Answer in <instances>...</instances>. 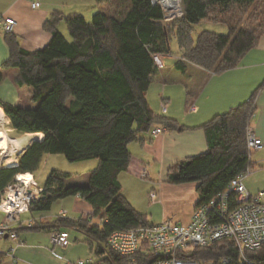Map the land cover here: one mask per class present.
Segmentation results:
<instances>
[{
  "label": "trees",
  "instance_id": "trees-1",
  "mask_svg": "<svg viewBox=\"0 0 264 264\" xmlns=\"http://www.w3.org/2000/svg\"><path fill=\"white\" fill-rule=\"evenodd\" d=\"M96 1L101 4L113 0ZM182 3L184 15L172 20H165L162 8L152 0H120L119 15L98 11L91 21L80 13H70L63 18L68 36L59 30L60 13L53 12L44 23L51 39L34 51L23 48L13 31L5 32L9 57L0 66V83L5 69L16 68L17 84L30 87V100L38 105L29 107L0 99V106L17 132H41L44 137L33 141L18 156L17 165L0 166V199L18 173L36 172L49 154H64L72 162L96 159L98 164L90 171L86 184H70L69 172L53 169L41 198L30 208L48 211L54 202L70 196L88 202L93 208L92 217L58 216L52 225L85 233L84 241L96 261L152 264L159 260L141 250L130 257L122 256L109 244L113 232L151 223L122 192L120 176L131 163L130 143L138 141L143 133H152L158 125L166 130L188 129L149 107L145 95L160 68L154 55H173L175 67L182 71L191 63L222 74L235 68L264 35V0ZM202 21L223 23L228 32L205 29L195 40L194 25ZM172 35L178 40L177 54L171 51ZM261 87L247 101L202 125L208 143L205 152L169 167L166 182L198 184L196 206L224 192L249 166L246 127L255 114V99ZM28 227L50 230L35 223ZM12 229L18 233L19 229ZM225 256L230 259L228 264H248L228 239L194 248L187 254L193 260L212 264H222ZM245 256L254 264H264V245L245 251Z\"/></svg>",
  "mask_w": 264,
  "mask_h": 264
},
{
  "label": "crops",
  "instance_id": "crops-1",
  "mask_svg": "<svg viewBox=\"0 0 264 264\" xmlns=\"http://www.w3.org/2000/svg\"><path fill=\"white\" fill-rule=\"evenodd\" d=\"M33 1L0 0V18L11 17L15 20L12 33L18 37L21 46L30 51L42 48L51 39V33L44 29V23L53 12L60 13L58 16L62 19L58 26L60 29V25L64 23L63 18L70 13H80L87 18L98 12L96 10L119 15L122 9L120 0L101 4L96 0H39L40 6L37 8L32 6ZM5 32L0 26V66L9 57ZM158 56L161 58V65L145 95L149 107L155 114L175 119L188 129H168L157 136L146 132L140 135L138 141L130 143L131 163L128 171L120 176L122 192L151 223H158L166 218L189 223L199 199L198 184L168 183L167 171L175 162L205 152L208 143L202 125L216 115L247 101L259 86L262 87L255 99L253 124L257 136L264 142V35L259 38L257 45L242 57L235 68L222 74H213L191 63L182 71L175 67L176 58L173 55ZM17 76L16 68L4 70V79L0 83V99L29 106L25 102L31 99V88L18 85ZM163 104L167 107L166 112L162 110ZM93 160L96 159L85 160L84 163L88 165ZM94 164V167L97 166L98 161L96 160ZM144 167L148 171L147 180L139 178ZM37 172L38 170L30 173L37 179ZM88 178L89 175L87 180ZM244 183L252 194L264 191V148L252 153V171L245 177ZM138 184L143 185L147 197L151 191L156 192V200L152 203L153 206H159L157 212L152 211L150 207L143 209L135 205L134 200H137L138 196L135 186ZM54 204L61 206L59 212L67 210L68 217L72 219L85 218L93 212L92 206L79 196L60 199ZM51 209L39 211L40 213L30 210L23 213L19 220L11 223L12 228L19 229L18 237L16 239H11L7 235L0 237L2 254L0 264H13L14 257L18 259V264H67L89 258L83 250L85 239L80 241L78 239L75 243L74 235L69 234L65 246L52 244L51 232L57 228L69 232V227L55 228L52 224L59 215L52 217ZM31 212L34 216L25 222L23 215ZM4 220L5 217L0 220V224ZM32 220L35 225L41 224L50 230L29 228L27 222Z\"/></svg>",
  "mask_w": 264,
  "mask_h": 264
},
{
  "label": "built area",
  "instance_id": "built-area-1",
  "mask_svg": "<svg viewBox=\"0 0 264 264\" xmlns=\"http://www.w3.org/2000/svg\"><path fill=\"white\" fill-rule=\"evenodd\" d=\"M158 4L165 15V20L173 19L179 12L183 16L182 0H152ZM34 8L40 6L39 0L32 3ZM15 20L11 17L0 18V26L6 32H12ZM158 56V55H156ZM156 63L161 65L158 58ZM162 110H167L162 106ZM254 115L246 127V141L249 152V166L241 175L234 178L227 189L206 203L196 206L189 223L178 222L166 218L158 223L139 224L135 227L117 230L109 237L110 247L122 256H133L138 251L149 252L159 258L152 264H206L187 257V254L198 247H206L214 242L228 239L235 243L245 262H250L245 251L255 250L264 245V191L252 194L245 186L244 179L252 171V153L264 148V142L256 134L253 124ZM164 130L161 125L152 130L157 136ZM15 166V165H12ZM30 172L24 173L27 175ZM141 178H148V171L144 167ZM43 187L38 185L33 174L29 178H18L5 188L0 199V212L5 214V220L0 224V237L7 235L16 239L18 233L11 227V223L20 219L23 213L30 211L33 202L39 200ZM150 197L154 201L156 192L151 191ZM68 215L67 210H61L59 216ZM29 221L28 226H33ZM67 231L53 230L50 239L53 245L65 246L68 243ZM132 262V261H131ZM129 261V264H132ZM222 264L230 263L228 257H223ZM13 264H18L14 257ZM67 264H109L96 261L94 258H84Z\"/></svg>",
  "mask_w": 264,
  "mask_h": 264
},
{
  "label": "rangeland",
  "instance_id": "rangeland-1",
  "mask_svg": "<svg viewBox=\"0 0 264 264\" xmlns=\"http://www.w3.org/2000/svg\"><path fill=\"white\" fill-rule=\"evenodd\" d=\"M181 4L183 5L182 2H181ZM96 11H99V10H96ZM179 15L180 14L178 12V14H176V16L173 19L181 18V16H179ZM86 19L88 21H91L92 16H88ZM60 27L61 28L59 30L63 34L68 36L69 32H68L66 24L62 23L60 25ZM205 29L213 31L215 33H220V34H226L228 32V27L225 24H223V23H212V22H209V21H202V22L194 25V29H193V33H192L194 39L196 40L198 34L202 30H205ZM170 46H171V51L173 53H175V54L179 53L178 40H177L176 36H174V35H172V37L170 39ZM156 57L158 58V61L161 62L160 61L161 58L159 56L154 55V59H156ZM157 65H159V64H157ZM25 103L26 104L28 103L29 107H36L38 105L37 102H34L32 100H29V101H27ZM163 105L166 106L165 104H163ZM8 123L11 126L10 119H9ZM163 127H164V130L161 133L166 131L165 126H163ZM20 154H21L20 152H16V153H13V154L7 153V154L3 155L2 152L0 151V166H6L9 162L14 161L15 158L18 157ZM84 162H86V161H75V162L69 161L65 157L64 154H49V155H47L44 158V160H43V162H42V164H41V166H40V168L38 169V172H37L38 173V177H37V179L36 178L35 179L38 182V185L42 187L43 185H45L49 173L53 169H58L60 171L69 172L71 174V178L69 180L70 184H86L87 181H88L87 177L90 174V171L96 167V166L94 167V165H95L94 162H96V160L90 161L92 163H90L88 165L86 163H84ZM139 178L143 179V180H147V178H141L140 176H139ZM141 182H143V181H141ZM135 187H136V189H137L136 191L138 193L137 194L138 195L137 196V200H134L135 205H137L140 208L142 207L143 209H149V207H150V209L152 211H154V212L156 211L157 212L159 210V206L158 205L153 206L154 203H152V202H155L156 199L153 201L150 196L149 197L146 196L147 195L146 192H145L146 190L143 188L142 184H138ZM132 199H134V198H132ZM60 207H61L60 205L54 204L52 206L50 215L52 217H57L59 215ZM42 212H44V211H42ZM36 213H40V212L38 211ZM32 216H34V215L31 212V213H28L26 215H23V219L26 222V221H28V219H31ZM4 217H5V214L0 212V220H2ZM62 217L66 218V217H68V215L62 216ZM86 217H92V213L87 215ZM149 217H151V216H149ZM95 221H99V220L95 219ZM68 231H69L68 233L70 235H74L73 241L75 243L78 241V239L80 241V240H83V239L87 238L85 233H83V232H81V231H79V230H77L75 228L70 227ZM83 244H85V243H83ZM83 250L86 253V257L88 256L89 258H94V254L92 255V253H91V251L89 249V244L87 242H86L85 245H83ZM205 263L206 264H212L211 262H205Z\"/></svg>",
  "mask_w": 264,
  "mask_h": 264
},
{
  "label": "bare ground",
  "instance_id": "bare-ground-1",
  "mask_svg": "<svg viewBox=\"0 0 264 264\" xmlns=\"http://www.w3.org/2000/svg\"><path fill=\"white\" fill-rule=\"evenodd\" d=\"M8 122L9 117L6 115L4 109L0 106V151L3 155L7 153L13 154L16 152L23 153L35 139H43L44 137V134L41 132H17L12 126L9 125ZM17 163L18 157H16L14 161L9 162L6 166L16 165ZM29 177H31V173H28L27 175L24 173H18L19 179Z\"/></svg>",
  "mask_w": 264,
  "mask_h": 264
},
{
  "label": "water",
  "instance_id": "water-1",
  "mask_svg": "<svg viewBox=\"0 0 264 264\" xmlns=\"http://www.w3.org/2000/svg\"><path fill=\"white\" fill-rule=\"evenodd\" d=\"M35 140H41V139H35ZM17 165V164H16Z\"/></svg>",
  "mask_w": 264,
  "mask_h": 264
}]
</instances>
